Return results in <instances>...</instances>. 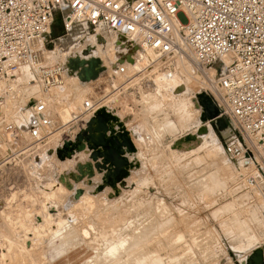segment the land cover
Returning <instances> with one entry per match:
<instances>
[{
  "label": "rangeland",
  "instance_id": "374dc122",
  "mask_svg": "<svg viewBox=\"0 0 264 264\" xmlns=\"http://www.w3.org/2000/svg\"><path fill=\"white\" fill-rule=\"evenodd\" d=\"M117 39L85 24L67 32L58 16L40 47L46 63L62 64L71 51L100 43L98 55L107 62ZM180 58H150L143 69L126 65L113 73L110 62L97 80L81 84L66 75L64 86L45 95L53 134L34 145L25 140L13 152L0 150V160H7L0 164L6 207L0 211V264H246L264 249V171L257 188L247 187L245 178L256 168L247 158L225 155V143L239 137L225 113L219 118L225 128L219 119L202 123L199 96L215 103L213 93L206 75H187ZM88 97L100 102L90 121L101 110L111 114L114 132L137 153L130 165L117 140L122 173L106 161L89 121L77 119ZM17 104L14 96L7 99L11 115ZM19 117L24 130L35 125L27 110ZM119 239L125 246L106 255L107 242Z\"/></svg>",
  "mask_w": 264,
  "mask_h": 264
},
{
  "label": "built area",
  "instance_id": "2783aa9c",
  "mask_svg": "<svg viewBox=\"0 0 264 264\" xmlns=\"http://www.w3.org/2000/svg\"><path fill=\"white\" fill-rule=\"evenodd\" d=\"M58 16L67 32L85 24L122 35L153 63L190 55L205 72L227 58L225 72L206 74V82L239 136L225 143V155L247 158L257 173L245 184L258 187L264 171V0H0V150L7 153L53 134L45 95L64 86L67 74L62 64L44 61L40 45ZM10 93L18 102L14 115ZM99 103L83 100L77 119L90 122ZM26 105L38 122L24 130L18 120Z\"/></svg>",
  "mask_w": 264,
  "mask_h": 264
},
{
  "label": "bare ground",
  "instance_id": "6f19581e",
  "mask_svg": "<svg viewBox=\"0 0 264 264\" xmlns=\"http://www.w3.org/2000/svg\"><path fill=\"white\" fill-rule=\"evenodd\" d=\"M99 30H101V29H99ZM104 30H106V29H104ZM98 34H100V32H98ZM116 35L118 36V39L115 40V42H117V43H116V46L114 45V47L112 48V51L110 52L111 56L109 58L107 57L108 58L107 59V62L104 59V57L100 56V53L98 55L99 47H102V46H100V43L97 44L96 46L95 45H92L93 44L92 43L90 46L87 45L88 47H87L86 51L83 50L84 52L82 51V53H81V51L80 52H78V51H73L72 52L71 51V53H69L68 55H66V57L62 61L63 62L62 64H63V66L66 69V74L68 73L67 75H70L71 77L72 76L73 77H76V78L73 79V81H77L78 80L82 84L83 82H90L91 80L94 81V80H97L99 77H101L100 74H102V73H104L106 71V69H107V63H110V62L112 63L110 69H111V71L113 70L114 72L121 70V68H122L121 66H126V65L127 66H130L132 69H135V70L136 69H139V70L140 69H143L142 67L143 66H146V64H148V62L150 60V56L147 55V54H145V53H143L141 50L137 54L132 49L130 40L128 38H126V37H124L122 35H119V34H116ZM46 37H48V36H46ZM43 40L45 41V39H43ZM43 40H42V42H43ZM85 45H86V43H85ZM111 46H113L112 43H111ZM50 52L48 53V57H50L51 56L50 54H52ZM53 52H55V50H53ZM52 55L54 56V54H52ZM63 55L64 54H62L61 56H63ZM59 57H60V55H59ZM184 57L190 58L191 60L188 59V61H187L186 58H184ZM184 57L183 58H180V59H182V62H180L181 63V68L189 76L192 75V73H190V71L191 72L193 71L194 73H196V72L197 73L203 72L204 75H206V74H208V75H214V74L221 75L223 72H225L226 66H227L226 64L228 62L227 58H222L210 70H206L204 72L203 70H201L193 62V59L190 57V55H185ZM114 58H115V61L113 62V59ZM51 60H52V58H51ZM55 60H57V59H55ZM60 60H62V59H60ZM122 69H123V72H125V69L124 68H122ZM113 71H112V73H113ZM75 74H77L78 76H76ZM77 78H79V79H77ZM204 78L206 80V76H204ZM69 79H71V78H69ZM206 83H205V85H207V86L210 87V84L208 85ZM77 89H79V88L77 87ZM183 89H184V86L178 87V89H177L178 93H182L183 92ZM68 90H69V88H68ZM10 96H14V94H11L10 93L8 95L7 99H9ZM199 98L201 99L202 105H203V107L205 109L203 111L204 112V115H202L201 121H202V123L204 125H209V124H207V120L210 119L211 121H213L216 118H214L212 116H209V114L206 113V112L209 111V108H213L214 109V102L212 101V99L210 98V96L207 95V94H205V93L202 94V95H200ZM147 100H148V98H147ZM75 109H77V108H75ZM95 110H97V108ZM218 110H219V112H221L220 109H218ZM27 111L30 113V116L34 119V116L32 115V111H31L30 107L27 108ZM62 112L66 113L70 117L68 111L64 110ZM112 119H113V116L111 114L105 113L103 110H101V112L96 113L95 118H93L90 121L91 124L88 125L87 130H89L92 134H93V131H95L96 137H94V139L97 140V142H99L103 146V148L105 149V153L104 154H105V157H106V161L108 162V164H110V166H112L115 169L116 172L122 173V172L125 171V168H123V169L121 168L120 170H117L118 167H119V164H120V162L122 160L121 157H120V155H118V152L121 154V150H119L118 144H116L118 142L117 140H119V142H120V146L122 148V151H125L126 152V157H129V158L131 157V159H130V165L133 164V162L137 159V155H136L137 153H134V152H132V150H130V148L132 147V145H131V142H130V140L128 138L120 139L119 138V134H116V131L114 132V129L112 128L113 127ZM36 120H35V125L38 122V121L36 122ZM78 139L81 140L82 139V136L80 135ZM138 155H140V154H138ZM108 160H110V163H109ZM261 199H264V194H263V196H262ZM258 239H259V237H256L255 239H253V242H256ZM257 244L260 245V244H262V242H259ZM258 249H260V248H258ZM261 250L264 251V249H261ZM118 252H119V249L113 255H111V256L114 257ZM145 261H147V260L145 259ZM139 262H140V260L138 261V263ZM149 264H162V263L160 262V260L159 261L154 260V261H151ZM246 264H255V261L253 259V254L249 258L246 259ZM261 264H264V263H261Z\"/></svg>",
  "mask_w": 264,
  "mask_h": 264
},
{
  "label": "water",
  "instance_id": "95a60500",
  "mask_svg": "<svg viewBox=\"0 0 264 264\" xmlns=\"http://www.w3.org/2000/svg\"><path fill=\"white\" fill-rule=\"evenodd\" d=\"M207 113L209 114V116H212L216 119L221 118V113L219 112L218 107L215 105V103H214V109L209 108V111ZM90 124L91 123L89 122L88 125ZM219 125L221 128L226 127V124L223 122V119H219ZM253 259L255 261V264L264 263V251H262L261 249H257L253 254Z\"/></svg>",
  "mask_w": 264,
  "mask_h": 264
},
{
  "label": "clouds",
  "instance_id": "9594fccd",
  "mask_svg": "<svg viewBox=\"0 0 264 264\" xmlns=\"http://www.w3.org/2000/svg\"><path fill=\"white\" fill-rule=\"evenodd\" d=\"M125 246V240L119 239L114 241H108L106 244V255H113L118 249H121Z\"/></svg>",
  "mask_w": 264,
  "mask_h": 264
},
{
  "label": "crops",
  "instance_id": "0c3cea01",
  "mask_svg": "<svg viewBox=\"0 0 264 264\" xmlns=\"http://www.w3.org/2000/svg\"><path fill=\"white\" fill-rule=\"evenodd\" d=\"M17 106V105H16Z\"/></svg>",
  "mask_w": 264,
  "mask_h": 264
}]
</instances>
